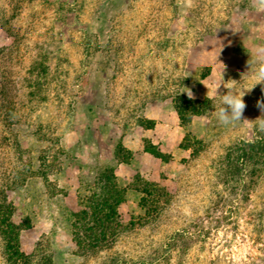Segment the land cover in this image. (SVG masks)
I'll list each match as a JSON object with an SVG mask.
<instances>
[{
	"label": "rangeland",
	"instance_id": "rangeland-1",
	"mask_svg": "<svg viewBox=\"0 0 264 264\" xmlns=\"http://www.w3.org/2000/svg\"><path fill=\"white\" fill-rule=\"evenodd\" d=\"M237 7L254 12L231 19ZM242 18V67L222 70L213 34ZM261 68L264 10L254 0H0V193L11 222L26 225L14 231L15 255L34 254V264H264V177L235 192L220 182L227 149L264 127V84L252 88ZM228 87L245 89L246 109L224 126L217 111ZM188 89L207 105L185 119L189 153L136 165L129 185L116 183L128 189L117 210L126 227L97 248L78 246L89 239L83 229L101 232L88 205L102 191L97 173L114 167L98 160L112 144L110 123L132 130L142 109L173 107ZM148 178L158 205L143 209ZM172 240L167 260L153 259ZM4 243L0 235V264Z\"/></svg>",
	"mask_w": 264,
	"mask_h": 264
},
{
	"label": "trees",
	"instance_id": "trees-1",
	"mask_svg": "<svg viewBox=\"0 0 264 264\" xmlns=\"http://www.w3.org/2000/svg\"><path fill=\"white\" fill-rule=\"evenodd\" d=\"M97 51H99L97 49ZM42 68V73L47 71L46 66L40 64ZM178 95L173 99V107L181 121L183 127L186 125L185 119L187 115L191 116H201L204 115L207 105L205 100L189 99L187 95L177 93ZM173 97V96H172ZM141 126L152 129L154 127V122L150 120H139ZM145 151L149 154L155 155V148L148 141H145ZM182 149H190L189 145L181 144ZM131 153L123 146L118 145L113 152V158L117 163H129ZM222 173L220 175L221 184L231 192H235V189L245 188L252 189L258 185L259 181L264 177V127L260 128L257 135L251 140H241L226 151L224 160L220 164ZM115 167L104 168L97 174V182L102 183V191L98 195L93 194L94 198L89 199V209L94 217L101 223L100 235H92L91 230L88 228L83 229L85 232L90 233L87 238L88 241L83 243L78 236L77 245L80 247L86 246V248H97L99 245L107 244L106 234L108 231L114 229L119 232L120 229L126 226L120 223L117 219L118 207L125 201V193L127 192L126 186L119 187L116 183L121 182L120 179L115 175ZM31 177H33L31 175ZM28 179V178H27ZM14 184V181H10ZM142 184L139 187L141 196L137 201L138 205L143 209H148L149 204L154 207L157 202L150 203L149 198L154 197L153 189L156 187L155 184L141 181ZM23 184V182H22ZM12 187V186H11ZM1 194V193H0ZM11 203L7 201V196L5 193L1 194L0 197V235L4 239L5 248L7 249L6 263L8 264H34L33 257L31 254L29 258H21L15 255L14 243L17 239L18 233L14 231H20L26 227L25 224L20 223L18 226L11 222L10 216L12 214ZM156 208H153V212ZM83 221L87 219L85 216H75ZM76 234V233H75ZM115 234V233H114ZM178 237L180 235L177 234ZM176 240L169 241L164 244V253L160 256L161 258L154 257L155 260H167L169 249L176 245ZM115 262H118L115 259ZM124 262V261H123ZM122 262V263H123ZM143 260H139L137 264H143ZM127 264V263H125Z\"/></svg>",
	"mask_w": 264,
	"mask_h": 264
},
{
	"label": "crops",
	"instance_id": "crops-1",
	"mask_svg": "<svg viewBox=\"0 0 264 264\" xmlns=\"http://www.w3.org/2000/svg\"><path fill=\"white\" fill-rule=\"evenodd\" d=\"M253 12L254 11L250 8L237 7L232 11L231 19H236L239 14L249 16V14ZM245 21L246 18H242L239 25L228 27L226 30L223 29L222 32L218 31L213 34V41L217 42V44H222L221 47H219V53H217L219 66L224 65L226 67L232 61H239V64H241L239 67H242L243 63L239 60L242 59V51L238 45L234 44L236 41L239 42V35L243 33L244 29H246L242 26ZM235 35L238 37L236 38ZM257 35L258 34L255 33V36ZM221 82L222 81H220L219 78L218 82L213 84L214 88L220 89L222 87ZM141 112L142 115L139 120L153 121L154 127L152 129H147L141 126L140 123H137L132 130H126V128H123L119 124L110 123L109 133L111 134L112 144L109 146V150L106 151L103 159H98L100 163L107 162L112 164L115 167V175L118 179L123 182H128V185L134 180L133 177L138 174L137 170H135L136 165L140 164L139 169L143 170L146 164L145 161L149 162V160H153L156 166L162 167L175 161L174 156H177L178 158L183 156L185 158L186 154L189 153V149L186 150L181 148L184 139V136L182 135L183 125L181 124L174 107L165 106L163 109H142ZM145 141H148L154 146L155 155L149 154L145 151ZM118 145H121L130 151L131 157L129 163H117L113 158V152ZM102 149H99L100 153H102ZM140 159H143V161ZM147 170L152 171L150 168ZM148 179L150 180V183L155 184V180ZM128 201L129 200H127V202ZM124 203L120 206L124 205ZM132 203L134 202L131 201V204Z\"/></svg>",
	"mask_w": 264,
	"mask_h": 264
},
{
	"label": "clouds",
	"instance_id": "clouds-1",
	"mask_svg": "<svg viewBox=\"0 0 264 264\" xmlns=\"http://www.w3.org/2000/svg\"><path fill=\"white\" fill-rule=\"evenodd\" d=\"M254 3L259 8V10H264V0H254ZM224 68L225 66L223 65L222 70H224ZM257 84H264V68H261L256 73L252 88ZM251 89H247V90H251ZM244 90L245 89L228 87L227 93L220 95L221 102H220V107L217 111V120L221 125L227 126L243 120L242 119L243 113L246 109V103L243 99L245 95ZM187 94L189 99L194 98L193 93L190 89H188ZM257 106L262 111H264V102L258 101ZM261 125L264 126V121H261Z\"/></svg>",
	"mask_w": 264,
	"mask_h": 264
}]
</instances>
